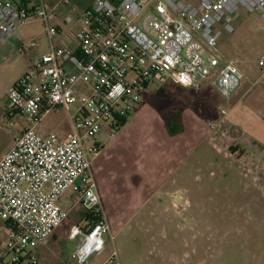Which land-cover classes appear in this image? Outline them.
Masks as SVG:
<instances>
[{"label": "built area", "instance_id": "obj_1", "mask_svg": "<svg viewBox=\"0 0 264 264\" xmlns=\"http://www.w3.org/2000/svg\"><path fill=\"white\" fill-rule=\"evenodd\" d=\"M239 10L264 19V0H93L74 21L66 18L78 28L62 34L51 25L46 0H0V45L20 26L39 20L48 46L7 92L5 115L29 126L0 159V219L8 229L0 264L37 263L34 253L67 218L59 199L69 189L75 205L96 219L67 233L69 242L77 239L72 259L87 264L103 252L110 225L91 170L100 147L86 141L103 127L113 133L154 79L196 92L213 77L220 96L230 98L242 73L217 47ZM36 47L31 39L21 51ZM55 108L69 116L63 139L37 131ZM99 264H120L116 251Z\"/></svg>", "mask_w": 264, "mask_h": 264}, {"label": "rangeland", "instance_id": "obj_2", "mask_svg": "<svg viewBox=\"0 0 264 264\" xmlns=\"http://www.w3.org/2000/svg\"><path fill=\"white\" fill-rule=\"evenodd\" d=\"M255 13L252 19L256 28L264 20L259 13ZM20 27L32 33L43 29V24L33 20ZM224 33L217 47L222 59L242 67L255 64L263 55L264 40L257 31H250L233 40H229V33L227 36ZM210 80L212 78L206 81L199 98L190 102L192 109L203 108L205 114L222 115L221 110L228 112V101L242 94L250 83L242 80L232 98L226 100L210 84ZM1 93L0 83V96ZM145 96H142L147 104L143 120L151 118L154 112L168 122V130L177 129L180 124L176 120V110L170 109L164 114L161 107L157 109L153 99H146ZM5 109L6 102L0 99V157L10 148L23 120L17 117L9 119ZM70 111H74V106L70 107ZM131 117L128 119L131 125L139 121L135 119L134 112ZM150 118L146 120L151 121ZM151 122L155 124V121ZM44 124L56 135L62 134L69 127V116L65 110L55 108ZM202 149L195 156L202 167L210 166L211 157ZM115 157V151L110 147L99 156L101 160H106V164L111 162L116 166ZM106 164L99 171V186L104 190L105 201L111 207L115 221L109 236H105L103 252L93 255L87 264H99L112 250L116 251L120 264H264V200L247 191V188L240 189L244 195H236L238 183L223 180L218 174L212 177L201 167L187 178L177 175L163 182L159 189H152L145 179L138 182L137 175L128 171L130 164L125 167L120 164L116 170ZM115 171L117 176H114ZM176 189L184 195H180V206L174 207L168 194ZM84 212L81 205H76L74 211L67 214L55 233L34 253L36 264H77L72 259L77 239L69 242L66 237L75 220L80 219ZM7 232L0 219V249L6 244ZM22 264L30 263L24 261Z\"/></svg>", "mask_w": 264, "mask_h": 264}, {"label": "crops", "instance_id": "obj_3", "mask_svg": "<svg viewBox=\"0 0 264 264\" xmlns=\"http://www.w3.org/2000/svg\"><path fill=\"white\" fill-rule=\"evenodd\" d=\"M92 2L93 0H72V6H65L60 3V0H46V8L53 14L51 25L57 27L62 34H67L70 29L78 28L77 24L67 23L66 18L74 16V19L72 18L74 21L77 14L90 6ZM254 13H246L244 10L236 12L232 16L233 24L229 30L225 31L224 36L229 33V40H233L250 31H257L264 40V23L255 28L254 19H252ZM31 39L37 40V47L31 53L25 54L21 51L22 45ZM47 51V39L42 29L27 33L25 29L19 27L4 44L0 45L2 90L0 99L6 102L9 88L30 69L31 64L40 55ZM262 52L263 55L253 65L239 67L235 64L242 73L241 81L246 80L250 83L242 94L228 101V112L221 110L222 115L205 114L202 107V110L191 108V99L199 98L206 82L204 87L193 92L175 84L170 79L162 82L154 79L144 88L141 95H146V99H153L157 109L161 107L164 114L170 109L176 110V120L180 124L177 127H180V132L170 134L168 122L154 112L151 118H147L155 121V124L146 120L147 118L143 120L142 115L147 104L143 102L144 99L140 95L139 100L142 101L132 105L130 114L124 118V125L113 133L108 127H103L93 141H86L87 145L96 142L100 147L98 155L92 159L91 170L102 216L111 228L114 226L115 218L111 207L105 201L104 190L102 191L99 186L100 177H98L101 166L106 164V160H101L99 156L108 147L115 151L116 166L121 164L125 167L130 164L128 171L134 173L132 175H137L138 182L139 179L141 181L145 179L152 189H159L163 182L177 175L187 178L195 174V170L199 171L202 164L195 155H199L201 153L199 150L203 148L202 151L207 152L211 158L208 162L210 166L204 165L202 168L209 171L210 176L215 177L218 174L223 180L238 183L239 190L236 195H244L240 189L247 188V191H251L252 194L264 200V50ZM262 57L263 65H259ZM210 84H213L212 80ZM133 112L136 115L135 119L142 122L138 121L134 125L128 123ZM44 120L37 127V131L44 135L54 133L44 124ZM28 126L27 121L23 119L15 137ZM69 131L70 122L66 132L57 134L60 139H63ZM107 164L116 170L117 167L113 163ZM114 173V176L118 175L116 171ZM231 193L234 194L232 190ZM168 195L172 197L174 207L180 206V195L183 196L184 192L176 189ZM75 198L72 190L69 189L59 199V206L67 214L71 213L76 207ZM84 213H81L80 219H76L71 228L84 229L90 224ZM82 224H85V227H82Z\"/></svg>", "mask_w": 264, "mask_h": 264}, {"label": "trees", "instance_id": "obj_4", "mask_svg": "<svg viewBox=\"0 0 264 264\" xmlns=\"http://www.w3.org/2000/svg\"><path fill=\"white\" fill-rule=\"evenodd\" d=\"M124 122H125L124 119H120L119 122H118V125H117V127H116V130H117L118 128H120L122 125H124ZM168 127H169V125H168ZM169 132H170V134H175V133H177V132H180V127H177V129H175V130H172V129L169 128ZM84 216H87L89 223H90V222H95V221H96L95 217H93V216H92L91 214H89L88 212H85V213H84Z\"/></svg>", "mask_w": 264, "mask_h": 264}]
</instances>
